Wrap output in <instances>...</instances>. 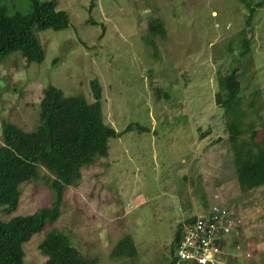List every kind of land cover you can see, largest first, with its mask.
I'll list each match as a JSON object with an SVG mask.
<instances>
[{
  "label": "rangeland",
  "instance_id": "rangeland-1",
  "mask_svg": "<svg viewBox=\"0 0 264 264\" xmlns=\"http://www.w3.org/2000/svg\"><path fill=\"white\" fill-rule=\"evenodd\" d=\"M55 1L70 26L35 32L44 61L13 53L0 63V145L4 121L36 129L48 85L93 103L94 79L104 123L117 132L132 123L145 131L110 139L108 155L82 168L79 184L63 193L56 222L23 244L25 263H45L39 245L57 230L97 264H170L178 224L219 204L243 219L240 243L251 254L244 264H264V185L247 192L238 186L226 128L231 116L217 88L220 75L238 69L239 109L248 120L261 119L257 141L264 140V0ZM1 5L9 14L30 11L27 0ZM155 19L165 37L150 34ZM245 38L250 49L241 53ZM38 170L36 180L20 185L17 210L6 215L0 208L1 220L52 205V176ZM125 235L136 253L112 257Z\"/></svg>",
  "mask_w": 264,
  "mask_h": 264
},
{
  "label": "trees",
  "instance_id": "trees-1",
  "mask_svg": "<svg viewBox=\"0 0 264 264\" xmlns=\"http://www.w3.org/2000/svg\"><path fill=\"white\" fill-rule=\"evenodd\" d=\"M2 1L5 0H0V63L13 53L22 54L28 63H42L45 52L35 32L67 29L70 26L68 14L57 8L55 0H27L29 12L9 14L1 5ZM249 10L250 20L254 10L251 7ZM148 30L152 35H166L161 19L151 21ZM249 49L250 40L245 38L241 53ZM237 72L238 69L233 68L220 75L217 88L219 105L231 116L226 128L238 186L242 192H247L264 185V140L257 141V123L261 119L248 120L251 118H248V113L239 109L241 84ZM90 87L93 103H89L82 95L66 96L61 89L48 85L39 103V123L32 132H26L11 122H3L0 208L3 207L6 215L17 210L20 185L36 180L40 167L52 176L48 183L54 201L51 206L40 208L33 214L14 216L7 221L0 219V264H26L23 244L43 231L46 225L56 222L66 187L78 185L82 168L108 155L110 139L119 138L134 129L145 131L137 123L129 124L121 132L106 125L100 82L94 79ZM204 136L201 135L202 138ZM183 223L178 224L170 247V264L176 262L174 250L181 238ZM39 247L46 256L44 264H97L96 258L82 256L68 236L57 230L48 232ZM135 253L131 237L125 235L111 255L133 256Z\"/></svg>",
  "mask_w": 264,
  "mask_h": 264
},
{
  "label": "built area",
  "instance_id": "built-area-1",
  "mask_svg": "<svg viewBox=\"0 0 264 264\" xmlns=\"http://www.w3.org/2000/svg\"><path fill=\"white\" fill-rule=\"evenodd\" d=\"M190 219L183 223L175 264H244L251 259L240 243L243 219L232 208L211 204Z\"/></svg>",
  "mask_w": 264,
  "mask_h": 264
}]
</instances>
